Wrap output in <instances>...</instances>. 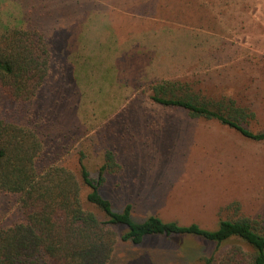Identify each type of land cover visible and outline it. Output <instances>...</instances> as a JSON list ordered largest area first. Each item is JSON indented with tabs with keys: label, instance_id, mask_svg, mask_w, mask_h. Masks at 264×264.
<instances>
[{
	"label": "rangeland",
	"instance_id": "1",
	"mask_svg": "<svg viewBox=\"0 0 264 264\" xmlns=\"http://www.w3.org/2000/svg\"><path fill=\"white\" fill-rule=\"evenodd\" d=\"M78 18L93 20L94 33L79 27L71 39ZM44 20L53 23L46 82L26 104L0 87V118L43 143L40 168L77 174L81 155L96 178L110 151L120 169L100 193L115 211L131 204L135 221L156 215L211 230L244 217L264 230V143L149 98L163 80L191 83L209 101L248 108L247 126L264 129V0H0V36ZM22 219L18 196L0 193V228ZM228 247L155 236L118 243L107 264H219Z\"/></svg>",
	"mask_w": 264,
	"mask_h": 264
},
{
	"label": "trees",
	"instance_id": "2",
	"mask_svg": "<svg viewBox=\"0 0 264 264\" xmlns=\"http://www.w3.org/2000/svg\"><path fill=\"white\" fill-rule=\"evenodd\" d=\"M51 56L37 31L15 29L2 34L1 89L15 103L31 102L49 76ZM194 89L191 83L163 80L152 87L149 98L163 107L183 109L193 119L216 120L247 140L264 143V129L255 132L247 126L254 118L252 111L232 99L209 101ZM42 152L35 129L0 118V193L18 196L23 216L22 221L0 228V264H107L118 243L139 245L155 236L198 237L215 244L217 252L228 244L219 264H264V230L250 219H220L212 230L196 223L165 222L156 215L135 221L131 204L115 211L100 193L106 176L120 169L112 152L104 153L96 178L81 155L77 174L57 164L40 168Z\"/></svg>",
	"mask_w": 264,
	"mask_h": 264
},
{
	"label": "crops",
	"instance_id": "3",
	"mask_svg": "<svg viewBox=\"0 0 264 264\" xmlns=\"http://www.w3.org/2000/svg\"><path fill=\"white\" fill-rule=\"evenodd\" d=\"M85 14V13H84ZM83 15V14H82ZM69 19H73V18H69ZM66 21V20H65ZM53 23H48V22H46L45 20L44 21H42V22H39V23H34L33 24V27H30V26H28L27 28H28V30H33V31H37V32H39L44 38H45V40H46V43H47V41H48V38H46L45 37V34L46 33H49V30L47 29L48 28V26H50V25H52ZM95 23L93 22V20H91V19H89V18H78V19H76L74 22H70V29L68 30V34H69V36H70V38L72 39L74 36H78L79 35V33H78V28H79V30L80 31H82V32H84V33H94V27H93V25H94ZM36 25H38L37 27H36ZM47 26V27H46ZM43 27H45L46 29L44 30V29H42ZM42 30V31H41ZM44 30V31H43ZM46 30H48V32L46 31ZM81 35V34H80ZM50 36V35H49ZM82 37V39L83 40H85V41H88V43H89V40L90 39H88V37H86V36H83V35H81ZM49 41H50V39H49ZM47 46H48V44H47ZM48 49H49V51H50V54L52 55V52H51V48H49V46H48Z\"/></svg>",
	"mask_w": 264,
	"mask_h": 264
}]
</instances>
